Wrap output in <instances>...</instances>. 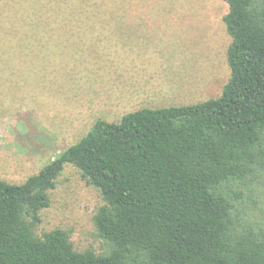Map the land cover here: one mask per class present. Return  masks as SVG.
Segmentation results:
<instances>
[{"label": "trees", "instance_id": "trees-1", "mask_svg": "<svg viewBox=\"0 0 264 264\" xmlns=\"http://www.w3.org/2000/svg\"><path fill=\"white\" fill-rule=\"evenodd\" d=\"M221 1L230 76L220 96L98 119L24 182L0 180V264H264V0ZM8 23L0 80L22 69L35 84L57 53L35 25ZM65 166L103 203L97 250H76L60 229L36 233Z\"/></svg>", "mask_w": 264, "mask_h": 264}, {"label": "rangeland", "instance_id": "rangeland-1", "mask_svg": "<svg viewBox=\"0 0 264 264\" xmlns=\"http://www.w3.org/2000/svg\"><path fill=\"white\" fill-rule=\"evenodd\" d=\"M227 11L221 0H0L6 28L35 25L57 53L35 84L22 69L0 80V180L24 182L98 119L220 96L230 76ZM102 204L65 166L36 233L60 229L76 250H97L92 217Z\"/></svg>", "mask_w": 264, "mask_h": 264}]
</instances>
